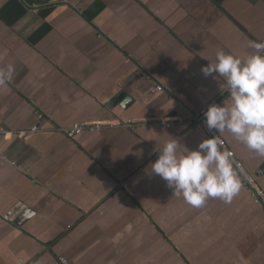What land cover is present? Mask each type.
Segmentation results:
<instances>
[{"label": "crops", "instance_id": "obj_1", "mask_svg": "<svg viewBox=\"0 0 264 264\" xmlns=\"http://www.w3.org/2000/svg\"><path fill=\"white\" fill-rule=\"evenodd\" d=\"M263 40L264 0H0V264H264V205L234 165L237 194L200 207L150 166L207 139L191 116L226 87L201 68ZM81 122L104 127L62 131ZM221 135L264 190V156Z\"/></svg>", "mask_w": 264, "mask_h": 264}, {"label": "clouds", "instance_id": "obj_2", "mask_svg": "<svg viewBox=\"0 0 264 264\" xmlns=\"http://www.w3.org/2000/svg\"><path fill=\"white\" fill-rule=\"evenodd\" d=\"M254 51L242 60L239 56L216 52L214 63L201 68L205 77L212 76L226 87L231 106L210 104L204 112V123L210 132L218 133L203 139L198 148L178 155L179 141L168 140L152 163L151 174L158 175L187 203L202 206L209 197L230 202L240 188L233 168L231 153L222 151L219 134L227 130L248 149L264 156V42H250ZM12 66L0 69V85L12 79ZM222 78V79H221ZM126 225L124 232H131ZM123 233H117L118 242Z\"/></svg>", "mask_w": 264, "mask_h": 264}, {"label": "built area", "instance_id": "obj_3", "mask_svg": "<svg viewBox=\"0 0 264 264\" xmlns=\"http://www.w3.org/2000/svg\"><path fill=\"white\" fill-rule=\"evenodd\" d=\"M33 10L34 11H38L37 8H34ZM261 42H264V40L261 41ZM149 77L150 76H148V78ZM157 88L159 90H162V86L161 85H158ZM229 97L230 96H229V93L227 91V88H225V90L222 91L217 98H215L212 101H210L203 109H201L200 111L194 113L191 116V120L194 123V125L198 129L204 130L207 133V138H211L212 135L218 134V133L210 132L207 129V127H206V125L204 123V120H205L204 112L207 110V108H208V106L210 104H213V103L219 104L220 101H223V99H226V98H229ZM155 123H159V121H155ZM161 123H163L167 127H170V126H172L175 123V119L174 118H170V119H168L166 121H162ZM103 127H104V124H102V123L81 122V123H76L72 127L64 128V129H62V131H64V133L67 136L74 137L75 135L83 132L84 130L94 131V130H100ZM35 130H37V127L33 128V131H35ZM1 133H5V131L0 130V134ZM219 139L221 141V144H220L221 150L231 153V159H232L233 165L235 166L236 170L240 173L244 186L248 187L251 190V195L253 197V200L256 203H258V204H263L264 205V190L257 183L255 176L253 174H251L246 169V167L244 166V164L240 160H238L235 151L229 147L226 139L221 134H219ZM62 261L64 263H66L65 259H62Z\"/></svg>", "mask_w": 264, "mask_h": 264}, {"label": "water", "instance_id": "obj_4", "mask_svg": "<svg viewBox=\"0 0 264 264\" xmlns=\"http://www.w3.org/2000/svg\"><path fill=\"white\" fill-rule=\"evenodd\" d=\"M122 96H123V95H119L116 99L110 101V102L108 103V106H112L113 104L118 103V101L122 98ZM132 102H133L132 97H130V96H125V97H123V98L121 99L120 104H121L123 107L127 108ZM263 170H264V162H263L262 165L260 166L259 171H258V174H259V173L262 174Z\"/></svg>", "mask_w": 264, "mask_h": 264}]
</instances>
